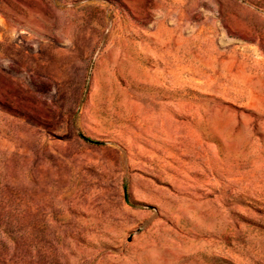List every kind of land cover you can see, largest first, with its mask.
<instances>
[{"label":"rangeland","instance_id":"rangeland-1","mask_svg":"<svg viewBox=\"0 0 264 264\" xmlns=\"http://www.w3.org/2000/svg\"><path fill=\"white\" fill-rule=\"evenodd\" d=\"M0 264H264V0H0Z\"/></svg>","mask_w":264,"mask_h":264}]
</instances>
